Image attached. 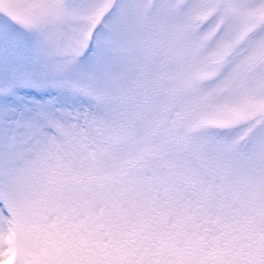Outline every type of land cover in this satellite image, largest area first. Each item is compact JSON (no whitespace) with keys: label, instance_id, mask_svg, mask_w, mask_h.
Segmentation results:
<instances>
[{"label":"snow or ice","instance_id":"obj_1","mask_svg":"<svg viewBox=\"0 0 264 264\" xmlns=\"http://www.w3.org/2000/svg\"><path fill=\"white\" fill-rule=\"evenodd\" d=\"M0 264H264V0H0Z\"/></svg>","mask_w":264,"mask_h":264}]
</instances>
